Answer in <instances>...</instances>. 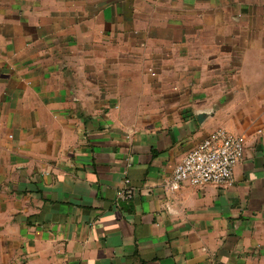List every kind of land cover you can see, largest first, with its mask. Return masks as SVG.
Wrapping results in <instances>:
<instances>
[{
	"label": "crops",
	"instance_id": "crops-1",
	"mask_svg": "<svg viewBox=\"0 0 264 264\" xmlns=\"http://www.w3.org/2000/svg\"><path fill=\"white\" fill-rule=\"evenodd\" d=\"M0 264H264V0H0Z\"/></svg>",
	"mask_w": 264,
	"mask_h": 264
},
{
	"label": "built area",
	"instance_id": "built-area-1",
	"mask_svg": "<svg viewBox=\"0 0 264 264\" xmlns=\"http://www.w3.org/2000/svg\"><path fill=\"white\" fill-rule=\"evenodd\" d=\"M246 139L243 135L219 128L205 137L194 149L185 154L176 165L168 186L179 189L184 183L195 186L229 185L234 169L245 155ZM131 189L124 196H133Z\"/></svg>",
	"mask_w": 264,
	"mask_h": 264
},
{
	"label": "rangeland",
	"instance_id": "rangeland-1",
	"mask_svg": "<svg viewBox=\"0 0 264 264\" xmlns=\"http://www.w3.org/2000/svg\"><path fill=\"white\" fill-rule=\"evenodd\" d=\"M138 114L144 117L147 113H138Z\"/></svg>",
	"mask_w": 264,
	"mask_h": 264
}]
</instances>
